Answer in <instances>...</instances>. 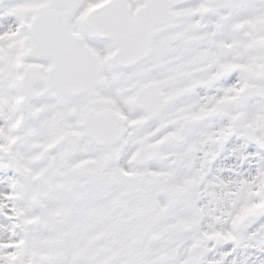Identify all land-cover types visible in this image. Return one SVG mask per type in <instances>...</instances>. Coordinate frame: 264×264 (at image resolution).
Masks as SVG:
<instances>
[{
	"label": "snow or ice",
	"instance_id": "obj_1",
	"mask_svg": "<svg viewBox=\"0 0 264 264\" xmlns=\"http://www.w3.org/2000/svg\"><path fill=\"white\" fill-rule=\"evenodd\" d=\"M0 264H264V0H0Z\"/></svg>",
	"mask_w": 264,
	"mask_h": 264
}]
</instances>
